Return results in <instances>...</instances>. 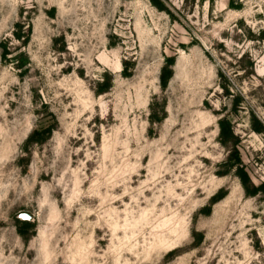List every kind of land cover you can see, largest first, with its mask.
<instances>
[{
	"label": "rangeland",
	"instance_id": "1",
	"mask_svg": "<svg viewBox=\"0 0 264 264\" xmlns=\"http://www.w3.org/2000/svg\"><path fill=\"white\" fill-rule=\"evenodd\" d=\"M160 1L0 0V264H264V0Z\"/></svg>",
	"mask_w": 264,
	"mask_h": 264
},
{
	"label": "trees",
	"instance_id": "2",
	"mask_svg": "<svg viewBox=\"0 0 264 264\" xmlns=\"http://www.w3.org/2000/svg\"><path fill=\"white\" fill-rule=\"evenodd\" d=\"M150 1L153 3V5L158 10H164V11H166V13L168 15H170V17H172L171 14L169 13V11L165 10L164 5L161 3L160 0H150ZM16 37L17 38H21V36H19V35H16ZM173 60H174V58L172 56L171 57H169V56L166 57L165 61H164V64L161 67V71H160V75H159V84H160V87L162 89H164L166 87L167 82H168L169 78L172 75V70H171L170 67L173 64ZM123 76H128L126 71L123 72ZM106 79H107L106 84L102 83V84L97 86L98 89L95 90V92H94L95 95H101V94H104V93H106L108 91L109 77L107 76ZM154 122H155L154 119L151 117L150 123L153 124ZM218 125H219V137L222 140L223 146H226V139L229 136H231V133H232L231 129H230V125L227 122V120H225V119H220L218 121ZM50 132H51L50 128L34 130L33 132H31V134L26 139L23 147L25 149H27V147L29 145H32L33 143H35V144L42 143L44 138L47 137ZM238 162H239V158H238L237 153L236 152L233 153L232 151H230L229 155H228V158H227V161H226L225 164L228 163L229 164L228 168L231 169L232 167H234L235 163H238ZM238 177H239L242 185L248 190V188L251 187V185H250V181H249V178H248L247 174L242 169H238ZM255 193H256V190H252V192H248L247 194L254 195ZM219 197H221V195H217L216 197H213L211 199L210 204H214L219 199Z\"/></svg>",
	"mask_w": 264,
	"mask_h": 264
},
{
	"label": "water",
	"instance_id": "3",
	"mask_svg": "<svg viewBox=\"0 0 264 264\" xmlns=\"http://www.w3.org/2000/svg\"><path fill=\"white\" fill-rule=\"evenodd\" d=\"M21 217L24 218V219H29V217L27 215H23Z\"/></svg>",
	"mask_w": 264,
	"mask_h": 264
}]
</instances>
